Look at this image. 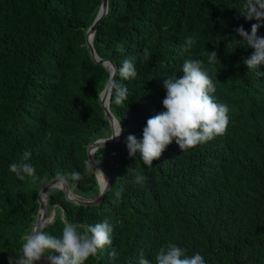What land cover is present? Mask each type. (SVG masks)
<instances>
[{
  "label": "trees",
  "instance_id": "16d2710c",
  "mask_svg": "<svg viewBox=\"0 0 264 264\" xmlns=\"http://www.w3.org/2000/svg\"><path fill=\"white\" fill-rule=\"evenodd\" d=\"M245 2L108 0L93 46L116 64L115 80L128 89V101L117 104L113 93L109 103L121 121V139L95 153L112 185L99 206L73 205L57 190L48 200L59 203L71 222L108 220L112 226V245L86 264H137L141 251L155 264L168 243L188 255L199 252L205 264H264V75L258 78L243 62L253 49L239 44L236 29L250 32L257 23L245 19ZM100 4L0 0V264L20 254L37 195L49 180L79 172L81 180L68 182L74 191L85 196L96 189L86 149L111 134L99 102L108 73L90 58L85 36ZM257 35L264 37V24ZM189 36L196 43L182 53ZM213 51L219 63L210 65L207 52ZM129 57H136L137 77L123 80L118 69ZM189 58L204 61L216 88L213 99L227 106L226 132L183 152L173 142L146 167L140 153L129 157L127 137L142 139L146 121L164 110L165 79L180 78ZM257 71L264 73V64ZM25 150L35 182L9 171ZM134 172L147 177L142 185L134 183ZM62 226L57 216L43 231L59 236ZM112 248L116 259L108 255Z\"/></svg>",
  "mask_w": 264,
  "mask_h": 264
},
{
  "label": "clouds",
  "instance_id": "9594fccd",
  "mask_svg": "<svg viewBox=\"0 0 264 264\" xmlns=\"http://www.w3.org/2000/svg\"><path fill=\"white\" fill-rule=\"evenodd\" d=\"M244 8L246 10L244 15L245 19L255 20L257 23L252 25L250 32L245 31L241 26L236 29V33L241 38L239 44L242 45V47L253 49L251 56L243 62L248 71H254L259 78L264 75V73L257 71L258 66L264 64V37H259L257 31L261 24H264V0H246ZM195 43L196 40L194 37H187L181 46V52H189ZM149 55L148 49L145 48L143 57L148 58ZM135 63L136 57L125 59L118 69L120 78L123 80L136 78L137 70ZM207 63L210 65L219 63L215 51L211 53L207 52ZM104 88L107 93L111 94L107 99L109 111V103L113 93L117 104L128 101L127 87L117 83L114 78L107 80ZM163 88L166 93L165 98L162 100V108L164 110L146 121V126L142 130V139L137 140L134 135H129L127 137L129 157L135 156L137 152L140 153L142 162L146 167H151L152 162L159 159L166 148L173 142L176 143L182 152L187 149L195 148L197 145L207 143L217 136L223 135L226 132L229 122L227 106L217 103L211 95L216 91V88L208 71L204 69L203 60L186 59L182 65V75L180 78L173 77L165 79ZM241 110L246 114L251 123L253 116L249 110H247V108ZM112 116L115 118L113 114ZM105 117L108 120L106 115ZM254 123H257L256 119ZM114 128L115 130L110 125L111 134L109 136L99 138L92 142L98 143L100 146L90 152V155L87 153V149L91 143L86 149L87 164L94 176L96 184V189L93 194L85 196L80 195L75 192L68 183L69 180L73 182L81 180L83 177L79 172H72L70 176H59L57 179H51L59 180L61 184H66L70 194L74 198L81 201H88V204L77 205L71 203L65 199L63 191L52 189L61 191L66 202L85 207L102 205L112 185L113 177L108 170L102 167L100 161L98 162L96 160L95 153L98 149L119 142L123 132L121 121H117L116 127ZM112 130L114 132H112ZM113 138H115L114 141L107 144V142L111 141ZM30 160L31 153L25 150L18 160L9 165V171L15 174L16 178L20 181H24L27 177L35 182L38 177L36 176V169L30 163ZM94 167L97 174L104 177L103 173L98 168L100 167L111 178V182L108 185L104 177L105 184L109 186V188L104 193L101 200L97 197L101 180H97L93 171ZM129 171H132L131 167L127 170V172ZM146 179V176L139 172H134V183L142 185ZM123 191L124 189L120 188L115 192L116 200L121 198ZM48 208L55 210L56 214L54 220L58 216L60 220L63 221L61 234L59 236H54L44 232L42 229L34 228L29 234L24 236L20 254L17 256H9L8 264H86V261L90 257L97 256L100 250L112 245L111 234L113 228L108 220L98 222L95 225L74 223L67 219L64 214V209L59 203L49 205L48 201ZM108 255L110 258L116 259L119 253L115 248H112L111 251L108 252ZM137 264H152V261L147 259L143 251H141ZM155 264H205V260L199 252L188 255L185 248L174 243H168L166 246H161L158 250L155 255Z\"/></svg>",
  "mask_w": 264,
  "mask_h": 264
},
{
  "label": "water",
  "instance_id": "95a60500",
  "mask_svg": "<svg viewBox=\"0 0 264 264\" xmlns=\"http://www.w3.org/2000/svg\"><path fill=\"white\" fill-rule=\"evenodd\" d=\"M107 9H108V0H101L100 8H99V11L96 15V18L94 19L92 25L86 31V45H87V50H88L93 62L98 64V65H102L107 70V72L109 74L108 80H110L113 78L115 79V74L117 71L116 64L110 59L99 58L98 55L96 54L94 48H93V45H92V40H93L95 31H96L98 25L100 24L101 20L106 15ZM109 95H111V94L107 93L105 91V88H104L103 91L99 95V101H100V106L103 109L104 114L107 116L111 127L115 130L114 127H116L117 121L115 120V118L112 116V114L108 110V102H107L108 100L107 99H108ZM112 132H114V131L112 130ZM114 139L115 138H113L111 141H108L107 144L113 142ZM99 146H100V144H98V143H91L87 149V153H89V155H90V152H92L94 149H97ZM98 168L103 173V175L106 178L108 185H109V183L111 182L110 176L102 168H100V167H98ZM93 171L95 173V176L97 177V180L98 181H99V179L101 180L100 186H99V193L97 195L99 200H101L104 193L108 190L109 186H106L105 178L95 172V167L93 168ZM52 189H58V190L63 191L65 199H67L71 203H74L77 205L88 204V201H81L77 198H74L70 194L66 184H61L59 182V180H50L41 188V190L39 191V193L37 195L38 209H37V213L35 216V220L31 224V228H30L29 233L34 228H39V229L44 230L47 225L54 222V217L56 214L55 210L48 208V195ZM89 204H94V203H89Z\"/></svg>",
  "mask_w": 264,
  "mask_h": 264
}]
</instances>
